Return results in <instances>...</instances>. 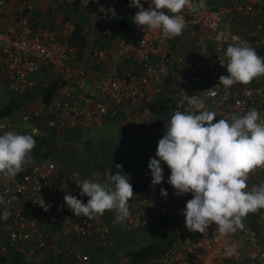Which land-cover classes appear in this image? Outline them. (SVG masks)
<instances>
[{
  "label": "built area",
  "instance_id": "2783aa9c",
  "mask_svg": "<svg viewBox=\"0 0 264 264\" xmlns=\"http://www.w3.org/2000/svg\"><path fill=\"white\" fill-rule=\"evenodd\" d=\"M62 2L83 16L54 28L53 20L32 16L37 8L34 0H0V85L18 103L38 101L45 111L38 114L30 108L21 116L24 122L33 124L42 116L47 131L84 133L109 116L134 140L154 110L159 109L161 120L157 115L152 127L159 125L162 131L175 111L199 114L187 101L181 103L184 93L196 96L207 110L215 112V120L231 121L233 115L256 109L264 121V76L230 88L219 83V77L228 74L220 62L226 65L229 44L246 42L264 58V0H227L219 5L204 1L205 8L195 12L186 7L179 13L185 21L182 34L172 39L134 23L129 29L121 28V17L126 15L131 21L138 11L130 0ZM140 3L145 9L150 6V0ZM81 19L89 28L82 27L79 34L93 36L97 46L71 41L74 22ZM241 20L252 21L257 34L234 30L232 25ZM51 79L56 87L44 101L43 91ZM151 93L166 97L162 110L150 103ZM67 166L70 170L65 171ZM75 167L71 159L62 163L46 158L24 165L17 180L0 187V217L5 210L11 212L7 220L0 218V264H47V251H61L72 259L71 264H93L69 237L85 240L95 235L101 247L108 249L114 246L109 237L113 226L130 232L153 227L159 218L167 220L163 231L168 225L173 230V242L162 255L133 264H264V209L254 213V228L240 234L222 237L214 223L203 233L191 232L182 212L192 194L177 195L167 183L170 172L164 168L162 182L153 185L151 172L144 166L130 175L134 195L129 200L130 215L123 222L116 221L115 211L106 223L96 217L87 220L73 216L63 200L66 192L85 200L73 174L88 178ZM247 184L248 190L264 184V167L250 172ZM161 188L167 196L161 195ZM54 227L65 241L61 248H57L58 237L50 234ZM246 244L250 248L244 254ZM229 245L236 248L232 256L225 254Z\"/></svg>",
  "mask_w": 264,
  "mask_h": 264
},
{
  "label": "clouds",
  "instance_id": "9594fccd",
  "mask_svg": "<svg viewBox=\"0 0 264 264\" xmlns=\"http://www.w3.org/2000/svg\"><path fill=\"white\" fill-rule=\"evenodd\" d=\"M130 6L138 11L132 22L143 26V30H158L163 37L172 39L180 34L185 21L179 13L186 7L195 12L205 8L204 0H150L145 9L140 0H130ZM163 10H166L163 11ZM170 13V14H169ZM227 76L221 75L219 83L225 88L234 84H249L254 78L264 76V58L240 41L226 48ZM167 72V69H161ZM182 91V90H181ZM183 92V91H182ZM184 93V92H183ZM199 109V114L175 111L166 124L165 134L158 141L155 156L150 158L148 168L152 184L163 180L161 161L170 169L167 183L177 195L191 193L183 209L185 227L191 232L203 233L208 226L215 224L220 236H227L237 229H243V219L249 213L264 209V184L254 185L248 190L247 177L257 167H264V121L256 109L242 116L233 115L231 121L216 118L194 95L184 96L181 103ZM215 120V122H213ZM39 129L32 128L31 134H18L12 131L0 134V175L14 178L22 167L31 162L30 153L35 147L34 137ZM116 174L105 170L106 183L80 179L78 173L74 183L81 195L87 196L83 203L66 192L64 203L73 216L93 219L105 211H115L117 222H123L130 215L129 200L134 195L128 175L117 164ZM167 196L165 189H160ZM2 199V198H0ZM11 212L2 213L7 220ZM236 252L235 245L225 249L228 256Z\"/></svg>",
  "mask_w": 264,
  "mask_h": 264
},
{
  "label": "crops",
  "instance_id": "0c3cea01",
  "mask_svg": "<svg viewBox=\"0 0 264 264\" xmlns=\"http://www.w3.org/2000/svg\"><path fill=\"white\" fill-rule=\"evenodd\" d=\"M36 2V11H32V16L37 17L41 21L53 20L56 25L54 28L62 27V22H67L68 20L64 18V13L69 11L71 8L70 5L65 3H60V0H34ZM208 5H219L221 3L227 4V0H204ZM57 4L55 5V3ZM74 11V10H72ZM83 16L81 12H75V16ZM261 15V14H260ZM135 16V15H134ZM259 16V15H258ZM84 19V18H83ZM131 18L130 24H133ZM85 28H89V25H82ZM232 28L237 31H241L248 35H254L256 32V25L252 21L241 20L236 25H232ZM126 30V28H124ZM129 34V33H128ZM84 38L83 44L97 46L99 43L93 38V36L88 37V35H80ZM186 42L185 40H183ZM182 41V42H183ZM187 43V42H186ZM50 84H55L53 79L49 80ZM49 84V85H50ZM48 85V86H49ZM55 89V88H54ZM149 91V89H148ZM152 91V90H150ZM150 93V92H149ZM151 98H149L150 103L157 108L162 110L163 106L166 104V97L163 95L156 96L151 93ZM150 97V96H149ZM10 103H13L12 109L0 116V134L6 131H12L18 134H31V129H39V134L34 137L36 143L35 147L30 153L31 162L26 163L31 165L35 162H40L46 158L58 160L64 162L65 159H71L74 161L75 168L81 175L87 176V173L95 177L96 182L106 183L107 177L105 176V170L110 169L111 174L117 173V164L122 165V171L124 174L133 175L134 172L139 170L141 167L147 166L150 158H157L155 156L156 148L158 145L159 139L163 137L165 131H162L159 125L157 127H152L153 122L161 120V114H159V109L154 110V116L150 117L148 121L144 122V130L141 133H137L134 140H129L128 136L123 132L122 125L119 121L107 117L102 125L95 126L89 129L87 132H80L74 130L72 132H51L47 131L44 120L42 116L38 117L37 121H34L33 124L24 122L21 118L24 112L30 108L36 109L38 114L44 113L43 103L35 101L30 105H25L24 103H18L15 95L12 92H9L3 85H0V110L5 108ZM135 113V110H134ZM158 115V118H155ZM163 118V117H162ZM159 122V121H158ZM2 126V127H1ZM99 127L104 128V133L96 132L95 130ZM101 133V134H100ZM103 134V135H102ZM87 140L93 141L94 145L87 144ZM106 143L108 145H106ZM162 168L169 170L167 165L161 161ZM23 168V167H22ZM99 169V170H98ZM70 170V166L65 168V171ZM19 175H16L14 178L8 179L0 175V187L8 183L17 180ZM88 180H90L88 178ZM90 181H93L91 179ZM94 181V182H95ZM88 197H85L83 203H87ZM114 215V211H105L103 215L95 216L99 218L101 222L106 223ZM254 213H249L244 219L243 229H237L236 233L240 234L246 230H251L254 228ZM105 218V219H104ZM112 228H119L113 226ZM111 228V229H112ZM121 228V227H120ZM119 228V229H120ZM58 227L51 229V235L56 238L58 237L57 248H61L64 244V239L57 232ZM110 229V230H111ZM124 232H128L124 229H120ZM264 232V228L261 230ZM112 237V236H111ZM264 240V236L261 237ZM111 239V238H110ZM70 242L77 243L80 248L88 255L90 261L93 264H98L94 261L92 257V252L96 250L100 253H112L115 250L114 246L108 249L101 247L98 237L92 235L88 239L79 240L75 235H72L67 239ZM250 248L249 244L244 246L243 252L246 254ZM113 250V251H112ZM47 264H71L72 259L60 252H51L47 251ZM127 255L122 259H119L116 264H133L130 261V258H127ZM123 260V261H120ZM15 264H23L20 261L15 262Z\"/></svg>",
  "mask_w": 264,
  "mask_h": 264
},
{
  "label": "trees",
  "instance_id": "16d2710c",
  "mask_svg": "<svg viewBox=\"0 0 264 264\" xmlns=\"http://www.w3.org/2000/svg\"><path fill=\"white\" fill-rule=\"evenodd\" d=\"M74 16H75V11H72V9H70L69 11L64 13V18L67 20L75 19ZM129 18L130 17H128L126 15H123L121 17V20H120L121 28L129 29V27L131 25L129 23L130 22ZM81 20H82V22H79L76 20L74 22L75 23V30H74L75 34H74V38L71 41L73 43H76V44H83V42H84V38L82 36L81 37L79 36V31L83 27L82 26L83 25V19H81ZM84 20H85V18H84ZM54 88H55V85L50 84L43 91L44 101H47L49 99V96L53 92ZM12 107H13V103H10L5 108L1 109L0 110V116L4 115L5 113H8L12 109ZM165 221H167V220H165L163 218H159L155 222L156 225H154L153 227L145 229L148 232L153 233L156 237L150 243L139 246L137 248H134L127 253L129 255L131 263H136V262H140V261H147L151 258L158 257V256L162 255L168 249V247L171 245V243L174 240V233H173V230L171 229V227L169 225L166 226L167 227L166 231H163V225H164ZM116 227H119V226H116ZM119 228H112L110 230L109 237L111 239H113L114 229L119 231Z\"/></svg>",
  "mask_w": 264,
  "mask_h": 264
},
{
  "label": "rangeland",
  "instance_id": "374dc122",
  "mask_svg": "<svg viewBox=\"0 0 264 264\" xmlns=\"http://www.w3.org/2000/svg\"><path fill=\"white\" fill-rule=\"evenodd\" d=\"M56 4L57 2L55 3V5ZM87 19L90 21L89 17ZM95 131L104 133L105 130L103 127H99ZM87 144L94 145V142L92 140L91 141L87 140ZM106 145L108 144L106 143ZM87 178H89L90 180L93 179V181L96 180L93 175H90V173H87ZM155 237L156 236L153 233L148 232L145 229L131 230L129 233L124 232L120 229L119 231L114 229L112 240L114 241L116 245L115 250L114 251L112 250L113 251L112 253H103V254H100L96 250V252L94 251L92 252L93 254L92 257L94 261L96 260L95 262L98 264H116V262H118L119 259H122L123 257H125L126 254L130 250L150 243L151 241L155 239ZM120 261H123V260H120Z\"/></svg>",
  "mask_w": 264,
  "mask_h": 264
}]
</instances>
